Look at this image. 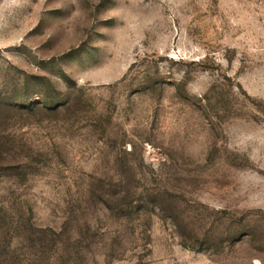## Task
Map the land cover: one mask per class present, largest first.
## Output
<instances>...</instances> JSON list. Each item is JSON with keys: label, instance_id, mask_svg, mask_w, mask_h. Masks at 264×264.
<instances>
[{"label": "rangeland", "instance_id": "obj_1", "mask_svg": "<svg viewBox=\"0 0 264 264\" xmlns=\"http://www.w3.org/2000/svg\"><path fill=\"white\" fill-rule=\"evenodd\" d=\"M0 150V264H264V0H0Z\"/></svg>", "mask_w": 264, "mask_h": 264}, {"label": "trees", "instance_id": "obj_2", "mask_svg": "<svg viewBox=\"0 0 264 264\" xmlns=\"http://www.w3.org/2000/svg\"><path fill=\"white\" fill-rule=\"evenodd\" d=\"M0 155H3L1 150H0ZM3 159H6L5 156L3 157ZM1 169H2L3 172H7V171H10V170H13L14 167L11 166V165H2Z\"/></svg>", "mask_w": 264, "mask_h": 264}]
</instances>
